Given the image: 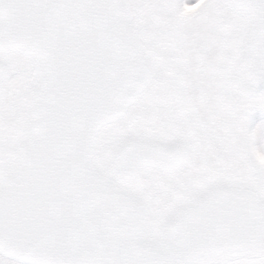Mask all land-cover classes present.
Returning a JSON list of instances; mask_svg holds the SVG:
<instances>
[{"label": "snow or ice", "instance_id": "snow-or-ice-1", "mask_svg": "<svg viewBox=\"0 0 264 264\" xmlns=\"http://www.w3.org/2000/svg\"><path fill=\"white\" fill-rule=\"evenodd\" d=\"M0 264H264V0H0Z\"/></svg>", "mask_w": 264, "mask_h": 264}, {"label": "rangeland", "instance_id": "rangeland-1", "mask_svg": "<svg viewBox=\"0 0 264 264\" xmlns=\"http://www.w3.org/2000/svg\"><path fill=\"white\" fill-rule=\"evenodd\" d=\"M261 116L260 110L259 109H254L252 111L250 119L252 120L253 124L259 122V118Z\"/></svg>", "mask_w": 264, "mask_h": 264}]
</instances>
